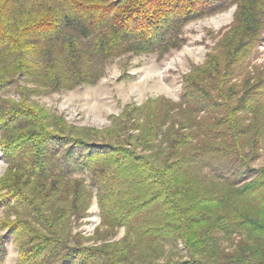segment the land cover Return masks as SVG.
I'll return each instance as SVG.
<instances>
[{"label": "trees", "instance_id": "16d2710c", "mask_svg": "<svg viewBox=\"0 0 264 264\" xmlns=\"http://www.w3.org/2000/svg\"><path fill=\"white\" fill-rule=\"evenodd\" d=\"M231 5L179 100L128 104L104 128L32 101L97 84L121 56L179 48L185 24ZM263 34L264 0H0V94L21 98L0 108V192L16 214L0 231L17 264H264V68H250ZM94 198L87 246L73 223Z\"/></svg>", "mask_w": 264, "mask_h": 264}, {"label": "rangeland", "instance_id": "374dc122", "mask_svg": "<svg viewBox=\"0 0 264 264\" xmlns=\"http://www.w3.org/2000/svg\"><path fill=\"white\" fill-rule=\"evenodd\" d=\"M236 5L199 18L185 24L182 30V44L162 56L124 55L110 61L106 73L95 85H82L70 91L54 92L48 95L34 96L32 101L51 112L61 114L69 123L104 128L111 124L112 116L119 115L128 104H142L149 98L166 96L179 100L183 89V79L194 66L202 65L207 55L221 36L230 28ZM252 72L264 68V34L251 64ZM258 77L253 78L255 82ZM19 102L20 96L15 86L0 94V108L7 101ZM264 165V149L255 167ZM8 163L2 148V130L0 126V178L4 175ZM8 200L0 192V221L16 220V214L9 210ZM73 233L80 234L87 246L95 245L97 229L101 227L100 209L94 198L88 215L73 223ZM124 235L121 228L113 240ZM14 234L0 231L1 244L5 245L7 255L1 264H17L19 250ZM103 243L98 241V244ZM168 249L171 241L166 242ZM183 249V246H180ZM3 257V256H2Z\"/></svg>", "mask_w": 264, "mask_h": 264}]
</instances>
